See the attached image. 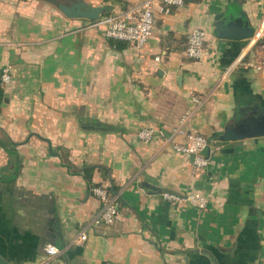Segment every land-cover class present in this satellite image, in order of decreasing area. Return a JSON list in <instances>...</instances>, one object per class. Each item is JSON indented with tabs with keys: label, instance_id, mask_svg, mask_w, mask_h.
I'll use <instances>...</instances> for the list:
<instances>
[{
	"label": "crops",
	"instance_id": "obj_1",
	"mask_svg": "<svg viewBox=\"0 0 264 264\" xmlns=\"http://www.w3.org/2000/svg\"><path fill=\"white\" fill-rule=\"evenodd\" d=\"M73 1L0 0V73L12 71L0 85V264H264V69L231 67L264 57L253 39L264 0L157 6L140 51L105 30L145 0H82L107 8L95 22L58 9ZM193 29L207 32L200 60L185 54ZM183 121L209 142L205 170L174 141L138 138ZM94 185L116 199L112 226L93 222ZM163 192L201 193L208 206L173 205ZM81 233L87 241L73 245Z\"/></svg>",
	"mask_w": 264,
	"mask_h": 264
},
{
	"label": "built area",
	"instance_id": "obj_2",
	"mask_svg": "<svg viewBox=\"0 0 264 264\" xmlns=\"http://www.w3.org/2000/svg\"><path fill=\"white\" fill-rule=\"evenodd\" d=\"M186 0H145L137 15L131 13L123 15H115L106 20L107 27L105 36L109 40L129 42L138 51L142 50L149 42L154 24H155V8L163 9L182 8ZM253 39L256 46L264 53V30L256 31ZM207 41V32L203 29H193L187 38V48L185 51L189 59L200 60L206 55L205 43ZM156 60L159 61V58ZM245 63L248 67L257 71L264 69V57L252 58L245 61L244 56H239L232 68ZM12 81V71L10 66L2 68L0 74V85L8 86ZM194 102L198 99L194 97ZM183 124L173 129L169 136L154 127H143L138 132V138L144 143H150L155 137H160L165 142H173L172 148L176 153L189 155L193 158V163L197 170H205L209 165L207 152L209 149L208 140L198 133H187L183 129ZM178 136L184 137V142L174 140ZM91 193L97 197L101 203V210L94 218L96 225L112 226L119 215V209L115 197L110 194L107 187L102 185H94L91 187ZM162 199L173 205H190L200 210H205L208 206V199L201 193L176 194L172 192H163ZM88 239L86 233H81L73 239L72 244L75 246L83 245ZM46 252L50 256H55L59 250L55 246H48Z\"/></svg>",
	"mask_w": 264,
	"mask_h": 264
},
{
	"label": "water",
	"instance_id": "obj_3",
	"mask_svg": "<svg viewBox=\"0 0 264 264\" xmlns=\"http://www.w3.org/2000/svg\"><path fill=\"white\" fill-rule=\"evenodd\" d=\"M58 9L68 18L73 19H85L88 21H99L102 13L107 11L106 7H91L87 3L82 0H74L72 4H58ZM235 25L232 24L231 27H228V30H225V25L223 23H216L215 27L217 28V32L220 33L224 37H233L239 38L241 35L236 36L231 31ZM251 34L246 33L242 35V38L250 37ZM232 134V133H230ZM230 134H228L227 139L231 138ZM161 193V191H159Z\"/></svg>",
	"mask_w": 264,
	"mask_h": 264
},
{
	"label": "trees",
	"instance_id": "obj_4",
	"mask_svg": "<svg viewBox=\"0 0 264 264\" xmlns=\"http://www.w3.org/2000/svg\"><path fill=\"white\" fill-rule=\"evenodd\" d=\"M112 42H116V40H110ZM1 74V73H0ZM87 129H92V130H98V131H113L116 130V127L110 125V124H106V123H101V124H87L84 126ZM110 191V190H109ZM112 192H110L111 194Z\"/></svg>",
	"mask_w": 264,
	"mask_h": 264
}]
</instances>
